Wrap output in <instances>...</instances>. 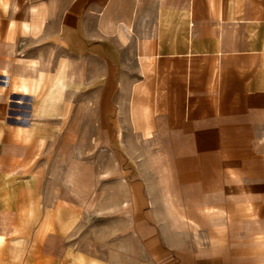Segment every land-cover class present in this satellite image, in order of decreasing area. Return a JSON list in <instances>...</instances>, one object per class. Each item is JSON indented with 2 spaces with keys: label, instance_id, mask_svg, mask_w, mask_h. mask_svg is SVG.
<instances>
[{
  "label": "crops",
  "instance_id": "0c3cea01",
  "mask_svg": "<svg viewBox=\"0 0 264 264\" xmlns=\"http://www.w3.org/2000/svg\"><path fill=\"white\" fill-rule=\"evenodd\" d=\"M134 136L178 154V177L195 178L181 196H212L205 179L238 166L264 196V0H0V264H264L262 228L259 251L197 242L150 219L138 180L86 194L113 197L98 210L60 204L75 195L60 177L48 192L25 159L74 137L114 138L122 154ZM123 163L82 167L123 176Z\"/></svg>",
  "mask_w": 264,
  "mask_h": 264
},
{
  "label": "rangeland",
  "instance_id": "374dc122",
  "mask_svg": "<svg viewBox=\"0 0 264 264\" xmlns=\"http://www.w3.org/2000/svg\"><path fill=\"white\" fill-rule=\"evenodd\" d=\"M145 92L144 89L139 90L141 96ZM135 99L143 102L141 97ZM138 108L137 112L131 110L130 123L134 128L142 125L146 127L147 107L141 104ZM111 139L112 141L84 137L57 139L55 145L43 144L38 147V151L28 154L25 159L31 165L39 166L29 171L40 174L48 192H55V177H60L56 184L64 193L75 195L59 196L60 204L69 203L70 198H75L89 209L98 210L100 205L110 206L113 197L90 196L87 199L86 194L120 192V180L124 181V193L135 192L131 181L138 180L141 209H149L150 214L155 215L150 217L154 223L170 224L179 230L188 231L197 242H218L221 248L234 244L237 252H242L244 243L251 241L259 251L257 242L262 235L261 228L264 230V196H260V185L250 184V178L243 175L241 166L235 172L223 171L224 174L217 179H205L209 184L204 185V191L219 196H181L183 190L180 181H194L195 178L178 177L179 169L175 167L178 162L173 159L178 154L156 152L163 148L158 146L161 138L124 137L122 154L111 152L109 147L115 144L114 138ZM236 155L239 158L237 165L242 164V149L237 150ZM121 160L124 162L123 176L115 170L97 168L93 170L94 175L87 179L84 174L87 170L82 167L84 162L99 166L101 161ZM67 162H71L72 168H60ZM167 199L172 201L177 212L167 205ZM94 219L99 218L93 217Z\"/></svg>",
  "mask_w": 264,
  "mask_h": 264
}]
</instances>
